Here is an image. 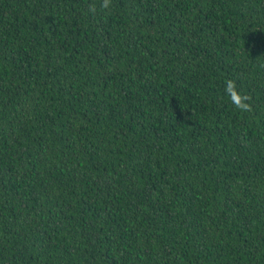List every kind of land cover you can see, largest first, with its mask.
<instances>
[{"label":"trees","instance_id":"16d2710c","mask_svg":"<svg viewBox=\"0 0 264 264\" xmlns=\"http://www.w3.org/2000/svg\"><path fill=\"white\" fill-rule=\"evenodd\" d=\"M101 5L0 0V264H264V0Z\"/></svg>","mask_w":264,"mask_h":264},{"label":"clouds","instance_id":"9594fccd","mask_svg":"<svg viewBox=\"0 0 264 264\" xmlns=\"http://www.w3.org/2000/svg\"><path fill=\"white\" fill-rule=\"evenodd\" d=\"M101 6L107 8L109 6V0H102ZM90 11L95 13L96 11L95 6H90ZM228 85L229 87L227 91L235 106L241 111L250 110V104L244 103V101L250 100V97L241 96L236 90V84L234 81H228Z\"/></svg>","mask_w":264,"mask_h":264}]
</instances>
